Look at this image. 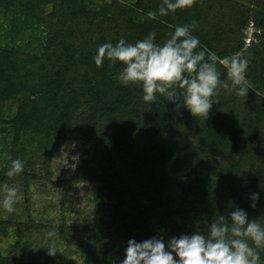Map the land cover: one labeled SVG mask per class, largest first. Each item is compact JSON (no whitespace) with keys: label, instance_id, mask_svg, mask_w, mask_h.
I'll return each mask as SVG.
<instances>
[{"label":"trees","instance_id":"trees-1","mask_svg":"<svg viewBox=\"0 0 264 264\" xmlns=\"http://www.w3.org/2000/svg\"><path fill=\"white\" fill-rule=\"evenodd\" d=\"M161 2L0 0V194L39 179L33 154L42 155L48 176L54 141L93 143L92 157L54 183L96 186L81 261L68 264H114L129 238L157 228L206 231L234 204L247 208L252 191L262 192L261 202L247 210L264 225V0H193L148 19ZM252 22L260 32L247 46ZM169 24L194 25L202 47L248 59V96L219 88L209 117H195L179 92L177 105L159 94L145 103L138 84L115 79L119 62L94 63L100 44L152 31L159 43ZM14 159L25 168L9 178ZM17 211L4 217L0 207V264H53L48 247L37 251L29 241L38 227L31 213L23 220ZM257 251L264 264V248Z\"/></svg>","mask_w":264,"mask_h":264},{"label":"clouds","instance_id":"clouds-1","mask_svg":"<svg viewBox=\"0 0 264 264\" xmlns=\"http://www.w3.org/2000/svg\"><path fill=\"white\" fill-rule=\"evenodd\" d=\"M192 3L193 0H162L157 10H149L145 15L155 20L158 15L167 16L177 9L191 7ZM168 27L171 31L159 43L155 31L134 42L123 37L115 43L104 42L93 55L94 63L100 67L106 60L119 62L122 67L115 79L124 86L138 84L145 103H154L159 94L177 105L182 95V106L195 117H209L213 104L219 102L214 99L219 88L248 96L251 89L246 79L248 59L239 53L221 57L202 47L199 37L193 34L194 25ZM218 65L225 70L223 74ZM22 171L23 162L14 159L5 175L12 178ZM261 196V191L247 193V208L234 204L203 232L167 235L165 228H157L147 238L131 237L123 248L122 258L114 264H260L257 249L264 248V225L250 217L247 209H255ZM18 199V190L7 187L0 207L14 212ZM53 235L54 230L49 231L48 236Z\"/></svg>","mask_w":264,"mask_h":264},{"label":"rangeland","instance_id":"rangeland-1","mask_svg":"<svg viewBox=\"0 0 264 264\" xmlns=\"http://www.w3.org/2000/svg\"><path fill=\"white\" fill-rule=\"evenodd\" d=\"M1 141L0 148L4 146ZM92 154V142L56 140L53 143L48 176L45 173L42 155L33 154L31 159L36 162V168L33 169L39 179L32 181L27 190L23 184H15L5 185L1 191L0 201L7 187H15L18 190L19 199L14 205V208L18 209L17 214L21 215L23 220H29L28 214L31 213L30 216L38 224V227L28 232L29 241L37 251L48 247L50 251L55 252L51 254L53 264L81 261V242L85 238L83 228L89 225L92 218L96 193V186L92 183L72 181L60 186H55L54 183L71 178L78 160L89 159ZM27 195L29 201L26 198ZM1 212L4 217L12 213L5 211L2 207ZM52 230L54 235L49 237L48 233ZM13 241L14 238L9 240V242Z\"/></svg>","mask_w":264,"mask_h":264},{"label":"built area","instance_id":"built-area-1","mask_svg":"<svg viewBox=\"0 0 264 264\" xmlns=\"http://www.w3.org/2000/svg\"><path fill=\"white\" fill-rule=\"evenodd\" d=\"M250 25H251V26H250V30H249V32H248V36L246 37V45H247V46L250 45L251 42H252L253 40H256L255 37L253 36V34H254L255 32H260L259 30H257V29L255 28L253 22H252Z\"/></svg>","mask_w":264,"mask_h":264}]
</instances>
